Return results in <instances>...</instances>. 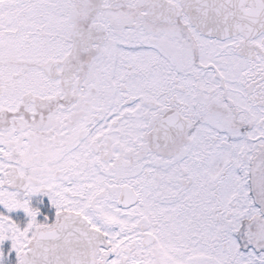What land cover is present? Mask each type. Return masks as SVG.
<instances>
[{
	"label": "snow or ice",
	"instance_id": "obj_1",
	"mask_svg": "<svg viewBox=\"0 0 264 264\" xmlns=\"http://www.w3.org/2000/svg\"><path fill=\"white\" fill-rule=\"evenodd\" d=\"M0 264H264V0H0Z\"/></svg>",
	"mask_w": 264,
	"mask_h": 264
}]
</instances>
